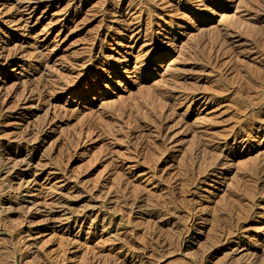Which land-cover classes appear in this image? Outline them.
I'll return each mask as SVG.
<instances>
[{
  "label": "rangeland",
  "instance_id": "obj_1",
  "mask_svg": "<svg viewBox=\"0 0 264 264\" xmlns=\"http://www.w3.org/2000/svg\"><path fill=\"white\" fill-rule=\"evenodd\" d=\"M202 1L0 0V264H264V0Z\"/></svg>",
  "mask_w": 264,
  "mask_h": 264
},
{
  "label": "bare ground",
  "instance_id": "obj_2",
  "mask_svg": "<svg viewBox=\"0 0 264 264\" xmlns=\"http://www.w3.org/2000/svg\"><path fill=\"white\" fill-rule=\"evenodd\" d=\"M174 1L175 0H146V2H147L146 7H147V9L149 8L150 10L152 9L151 6H155V7H158L159 6L161 8H165V7L166 8H169V7H171V5L174 4ZM139 2H140V5L143 3L142 0H139ZM196 2L199 5H197V8H194L195 6H193V8L196 9L197 11L198 10L201 11L202 14L209 13V10L211 12L216 13L218 9H220L221 7L224 6L222 3H215V2L205 3V1H202V0H200V1L196 0ZM149 4L151 6H149ZM191 4H192V2H191ZM136 5H139V4H136ZM136 5L134 7H132V8H128L127 10H124L123 12H120L119 13L120 14L119 17L123 18V22H125V21L126 22H130V23H127V26L128 27H126V28L129 31H131V32L134 31L133 34L129 35V41H130V43L128 45H126V47H128L129 49L123 55V57L125 56V59L127 61L131 58V56H133V54H134V48L136 47V44L135 43H136V40L137 39H136V36L134 35L135 32H136V34H141V33L144 32V36L147 39V43L149 44V46H151V48L149 50H151V49L153 50L160 43L165 44V46L168 47L169 44L174 43V42L180 40V38L177 39L178 37H176V36L168 33V31L167 32H164L163 35L161 36V38H157V36L156 35H153L152 33L150 34V32H148L147 29H144V21L142 19L141 14L139 13L140 16L135 15V13H137V11H139V10H140V12H144V14H145L146 13V11H145L146 8H144V6L137 7ZM28 9L31 10V7L29 6ZM135 9H137V10L135 11ZM116 14H118V13H113L114 16ZM168 16H169V14H168ZM128 20H131V21H128ZM14 21L15 20L12 19V22H14ZM16 21L18 23H22V21L24 22L25 20L22 19V18H18ZM144 30H146V31H144ZM164 41H167V42H164ZM131 44H133V45H131ZM227 44H228L227 43V40H225L224 38H222V41H221V39L217 40V43H213V45H212L213 46V53H212V55L215 56V57H217L218 54L220 53L221 49L224 50V48H222L223 46H225V48H227ZM149 50L146 53H149ZM226 50H224V51H226ZM142 65H144V64H142ZM126 71L127 72L131 71V68L127 67L126 68ZM132 72L133 73H136L135 69ZM249 80H250L252 86H254L256 84V80L255 79H252V77H250ZM158 122H159V129L157 131L158 132V136L159 137L161 136L162 139H169L168 138L169 137L168 136L169 135V132H165V129H167V125L169 123V120L167 118L166 111L160 112L159 117H158ZM234 135L237 136V134H234ZM199 148L200 147H198V149ZM240 232H241L240 230H238L236 232H233L234 233L233 235H237ZM230 237H231V235H230ZM230 237H228V238H230ZM228 238H226V239H228Z\"/></svg>",
  "mask_w": 264,
  "mask_h": 264
}]
</instances>
